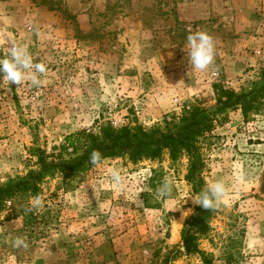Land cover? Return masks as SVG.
<instances>
[{"label": "rangeland", "instance_id": "374dc122", "mask_svg": "<svg viewBox=\"0 0 264 264\" xmlns=\"http://www.w3.org/2000/svg\"><path fill=\"white\" fill-rule=\"evenodd\" d=\"M196 31L215 41L206 71L191 69L185 51ZM10 38L47 72L38 74L39 87L26 80L8 92L0 84V184L42 174V207L26 212L34 202L27 199L0 210V264H169L196 206L185 153L173 162L171 145L131 148L63 181L58 165L72 149L59 147L65 136L96 134L106 123L163 131L185 110L211 113L217 89L239 94L263 85L264 0H0V58ZM193 150L205 163V183L222 180L227 189L200 249L214 264H225L223 251L235 255L231 264H264V112L243 122L227 110ZM165 179L172 195L159 199ZM137 194L143 208L133 204ZM18 236L27 249L12 247ZM170 264L201 262L179 254Z\"/></svg>", "mask_w": 264, "mask_h": 264}, {"label": "trees", "instance_id": "16d2710c", "mask_svg": "<svg viewBox=\"0 0 264 264\" xmlns=\"http://www.w3.org/2000/svg\"><path fill=\"white\" fill-rule=\"evenodd\" d=\"M216 107L208 114L202 113L198 108L193 107L189 111H183L177 121L165 123L163 131L151 129L145 131L140 126H124L114 129L110 124H102L98 132H79L64 137V144L59 147L61 153L66 154L68 147L72 149V156L68 160L61 161L59 167L63 175V181L73 179L87 171L92 164L89 163L90 154L93 150L101 154V158L108 155H115L118 152H125L128 149L149 148L170 146V157L174 162L177 156L184 152L188 160L185 180L190 185L192 193H199L206 185L203 173L205 163L198 150H193L196 137L211 133L216 118L221 121L227 119V110H238L243 122H248L253 115L264 112V84L251 91L235 93L230 89H217ZM153 133H156L155 136ZM152 139H151V137ZM150 140L145 141L147 139ZM37 153L38 149H33ZM37 156V155H36ZM41 162L45 159L44 153L39 157ZM49 170V168H47ZM43 175L40 173L29 174L24 178L9 180L0 184V210L7 202L16 200L33 199L40 197V183ZM21 211L18 213L20 214ZM15 213V214H18ZM218 214L216 211H206L199 205L194 208L193 214L185 221L182 233V249L172 252L167 259L171 263L179 254L189 257H197L201 264H214L213 256L199 247V241L209 237L212 229L209 221ZM234 243V241L232 240ZM222 259L225 264H231L235 255L223 251Z\"/></svg>", "mask_w": 264, "mask_h": 264}, {"label": "clouds", "instance_id": "9594fccd", "mask_svg": "<svg viewBox=\"0 0 264 264\" xmlns=\"http://www.w3.org/2000/svg\"><path fill=\"white\" fill-rule=\"evenodd\" d=\"M185 51L187 52L188 62L193 70L206 71L215 63V41L214 38L205 31H196L189 33L186 37ZM47 72V67L43 62L33 63V58L27 47L16 44L9 39L7 54L0 58V74H2V83L9 87L6 89L11 92L10 85L15 84L19 88L26 80H29L32 87H39L41 80L38 74ZM101 159V154L93 150L89 157V163L96 165ZM114 186L124 190V178L120 172L113 169L110 173ZM173 185L168 179H165L156 189V197L159 199L170 198ZM227 189L222 180L206 184L197 194L189 196L194 205H199L206 211H216L226 195ZM33 204L26 208V212L32 211L35 207H42V201L39 196L33 198ZM183 202H187L184 200ZM133 204L138 208L144 207V201L139 199L137 194ZM179 207L173 209L177 210ZM192 212L188 209L183 212V217H187ZM12 247L27 249L28 243L23 237H15L12 241ZM183 250V249H181Z\"/></svg>", "mask_w": 264, "mask_h": 264}]
</instances>
